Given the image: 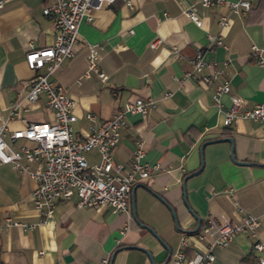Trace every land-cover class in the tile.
<instances>
[{"label": "crops", "instance_id": "crops-1", "mask_svg": "<svg viewBox=\"0 0 264 264\" xmlns=\"http://www.w3.org/2000/svg\"><path fill=\"white\" fill-rule=\"evenodd\" d=\"M48 1L1 0L2 118L9 102L17 93H24L33 75L24 63V52L29 46L52 43V21L41 12ZM128 1L130 6L124 0H114L93 11L90 20L81 21L73 55L48 79L61 84L74 99L77 119L71 126L77 136L87 132L89 125L109 118L123 102L135 97L151 99L154 106L146 113L126 114L112 160L127 162L139 141L141 160L157 163L158 168L132 184L127 214L113 213L105 205L76 207V198L71 196L57 200L52 213L43 218L30 199L34 180L8 163L0 164V224L4 217L34 224L27 230L13 225L0 228V264H102V259L108 264L111 255L110 264H151L149 257L133 246L146 248L156 264H174L171 253L181 237L189 239L183 247L186 255L201 250L202 243L192 238L193 233L175 228L168 208L155 194L172 207L180 229L195 225L184 199L200 218L199 225L208 215L216 220L222 215L229 222L238 221L243 213L255 216L254 235L238 233L224 247L212 248L213 259L207 264H256L251 243L257 240L264 245V127L244 117L223 126L211 99L215 84L204 86L198 77L216 70V81L227 82L228 91L219 95L222 109L229 105L230 96L243 100L247 107L264 102V67L250 54L251 45L264 54V0H249V9L244 14H229L228 24L222 28L217 21L226 12L224 5L201 7L195 0ZM189 3L196 6L198 24L184 14ZM207 33L221 34L222 44L207 47ZM156 39L157 44L150 47ZM87 44L102 47L96 65L104 80L91 70L81 76L87 68ZM197 52L206 64L195 77L185 76L190 68L188 59ZM85 112L92 113L93 119L84 118ZM20 114L26 120L49 116L42 100ZM22 124L14 118L6 128ZM226 136L232 139L233 159L227 140L209 142L199 149L204 140ZM4 139L9 142L7 136ZM86 154L91 162L96 161L95 151ZM200 162V170L182 184L183 177ZM131 198L135 218L150 226L166 247L132 218ZM166 248L170 255L164 262Z\"/></svg>", "mask_w": 264, "mask_h": 264}, {"label": "built area", "instance_id": "built-area-1", "mask_svg": "<svg viewBox=\"0 0 264 264\" xmlns=\"http://www.w3.org/2000/svg\"><path fill=\"white\" fill-rule=\"evenodd\" d=\"M114 0H49L41 9L43 15L52 21V43L43 47H31L24 52V63L33 71L27 81L24 93H17L8 104L5 118L0 115V164L8 163L17 171L26 172L35 182L30 191L33 207L43 218L49 216L57 200L75 196V206L105 205L113 213H128V195L132 184L138 178H144L151 170L158 168L157 163L148 164L141 160L143 151L139 141H135L131 157L127 162H115L112 153L119 139V131L125 127L126 114L146 113L153 107L151 99L135 97L123 102L107 119L96 125H89L87 132L77 136L72 129V122L77 119L73 111L75 101L68 96L61 84L48 79L59 64L74 53V46L79 37L78 24L88 21L93 11ZM130 6L128 0H124ZM201 7L224 5L226 12L218 18L220 28L228 24L229 14H244L250 7L249 0H195ZM1 5V0H0ZM187 18L198 24L196 6L189 3L184 10ZM207 47L221 45V34H206ZM158 39L150 42L154 47ZM99 44H87V68L81 73L87 76L93 71L101 79L105 75L97 68ZM253 61L264 67V54L261 48L250 46ZM226 61H224L225 63ZM189 70L185 76L195 77L206 64L199 52L188 59ZM209 65V64H208ZM218 71L211 70L198 77L204 86L215 84L211 93L212 103L221 113V124L228 126L237 118L244 117L263 124L264 102L255 103L247 107L243 100L230 96V103L221 108L219 95L228 91L226 81H216ZM43 102L49 116L46 119L26 120L22 112L37 107ZM87 120L93 119V114H83ZM18 118L23 121L19 127L7 129L8 121ZM7 136L9 142L4 139ZM18 139H25L33 144H15ZM95 151L97 159L89 163L85 154ZM35 166L31 167L30 164ZM42 220V219H41ZM39 220V221H41ZM18 226L21 230L31 228L33 223L19 222L11 217H4L0 228ZM258 219L243 213L236 222H229L220 215L219 220L208 215L198 226L192 238L202 243L201 250H194L190 254L184 253L183 247L189 243L187 237H181L177 248L171 253L174 264H207L213 259L212 248L227 245L238 233L254 235ZM251 249L256 253V264H264V245L260 241L251 243ZM102 264L106 259L101 260Z\"/></svg>", "mask_w": 264, "mask_h": 264}, {"label": "water", "instance_id": "water-1", "mask_svg": "<svg viewBox=\"0 0 264 264\" xmlns=\"http://www.w3.org/2000/svg\"><path fill=\"white\" fill-rule=\"evenodd\" d=\"M219 140H227V141H229V143H230L229 156H230L231 159H233V154H232L233 143H232V139H231V137H228V136H226V137H218V138H213V139L204 140V141H202L201 144L199 145V149L201 150V147H202L204 144H206V143L213 142V141H219ZM239 162H241V161H239ZM200 168H201V162H200V166H199L196 170H194V171L188 173L187 175H185V176L183 177V179H182V184H183V181L185 180V178H187L188 176L194 174L195 172H197L198 170H200ZM134 187H135V185H132V187H131V189H130V194H131V195H132V191H133ZM182 187H183V185H182ZM155 196H156L157 198H159V199L164 203V205L168 208V210H169V212H170V215H171V217H172V219H173L174 226H175L176 229H178V230H180V231H182V232H187V233H194V232L196 231V229L198 228V226H199V224H200V218H199V217H198V216H197V215H196V214H195V213H194V212H193V211L187 206V203H186L185 199H184L185 205H186V207L188 208L189 213H190V214L194 217V219H195V225H194V227L191 228V229H180L179 226H178V224H177V221H176V218H175V214H174V211H173L172 207H170L165 201H163L162 198L159 197V195L155 194ZM183 197H184V194H183ZM130 206H131V214H132V218L135 220V222H136L138 225H140L141 227L147 229V231H149V233H151V235H153V237H154V238H155V239H156V240H157V241H158L163 247H166L165 243L161 240V238L155 233V231H154L150 226L145 225V224H143V223H140V222L135 218V214H134V204H133V199H132V198H131ZM133 247H135V248H137V249L143 251V252L149 257V259H150V261H151V264H156V263H154V262L152 261V259H151V255H150V252H149L146 248H144V247H142V246H133ZM166 250H167V255H166V258H165L164 262L168 259L169 255H170V251H169V249L166 248ZM111 259H112V255L109 257L108 264L111 263Z\"/></svg>", "mask_w": 264, "mask_h": 264}, {"label": "rangeland", "instance_id": "rangeland-1", "mask_svg": "<svg viewBox=\"0 0 264 264\" xmlns=\"http://www.w3.org/2000/svg\"><path fill=\"white\" fill-rule=\"evenodd\" d=\"M18 142H19V141H17L15 144L17 145V144H18ZM84 156H85V158H86V160H87L88 162H91V159H89V157H88V155H87V154H85Z\"/></svg>", "mask_w": 264, "mask_h": 264}]
</instances>
